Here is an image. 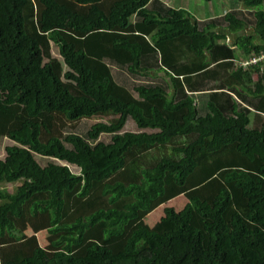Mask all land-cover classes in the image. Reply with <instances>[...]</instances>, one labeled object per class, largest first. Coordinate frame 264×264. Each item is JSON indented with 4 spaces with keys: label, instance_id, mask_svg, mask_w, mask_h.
Listing matches in <instances>:
<instances>
[{
    "label": "trees",
    "instance_id": "obj_1",
    "mask_svg": "<svg viewBox=\"0 0 264 264\" xmlns=\"http://www.w3.org/2000/svg\"><path fill=\"white\" fill-rule=\"evenodd\" d=\"M230 5L199 20L163 0H0V237L22 241L15 220L39 215L63 234L5 264H264V66L239 64L264 53V0ZM115 65L165 84L135 96ZM166 174L189 189L183 211H163L174 229L72 253L102 221L119 238L150 215Z\"/></svg>",
    "mask_w": 264,
    "mask_h": 264
},
{
    "label": "rangeland",
    "instance_id": "obj_2",
    "mask_svg": "<svg viewBox=\"0 0 264 264\" xmlns=\"http://www.w3.org/2000/svg\"><path fill=\"white\" fill-rule=\"evenodd\" d=\"M166 4L170 7H179L182 6L186 11L193 14L197 19L203 20L209 15H214L221 11H224V8L228 7V0H214L211 2H207L206 0H164ZM174 2V3H172ZM223 29V28H220ZM52 55L55 57L59 56V49L55 44H52ZM110 65L112 63L107 61ZM113 73L123 86L127 87L131 91H133L134 95L137 96V93L134 92V87L138 86V84H146V86H151V84H165L160 76H152L147 74L146 76H136L130 74L127 69L119 68L112 66ZM166 91H169L166 89ZM252 116H255L253 113ZM102 121L101 118L93 119L86 121L81 127L78 134L85 135L87 129L92 127V125ZM135 129V124L130 123L126 130ZM72 132L71 130H69ZM7 146V142L4 145L0 146V157H5V147ZM167 154L166 152H161L160 150H155L150 153L149 161H152L155 158H159L161 154ZM37 160L43 165H47L49 162L57 163L55 159H45L42 157H37ZM74 171H79L78 168H73ZM7 191L10 193L15 189L12 186L5 187ZM188 187L185 186L183 188L178 187L175 184L174 176L166 174L164 178V196L154 201L151 204V212L150 215H147V212H140L136 221L129 223L126 229V234L122 237H109L106 235L107 229L110 228L109 222L102 221L92 230L88 231L84 237V243L81 246L72 247V253L74 255H83L86 253V249L93 243H98L103 246L112 248L115 252L119 250H123L127 239L130 237V234L133 230L137 228L138 225H141L147 228L150 231H154L156 233L169 232L171 229L175 228V225L163 221V211L164 209H174L176 212H181L184 210L187 205V199L185 194L188 192ZM37 196L35 198H39ZM49 197V194L46 195V199ZM34 198V199H35ZM37 219H29L28 216H23L22 218H18L15 220L16 232H21V235L24 236V239L20 242H16V239L13 237L5 236L4 238L0 237V262L1 264H5L8 260H21L24 257L33 253L34 248L38 246H43L47 248L49 251L55 250V243L61 238L63 234H51L48 232V226H45L46 223L50 222V215H39L36 217ZM143 243H139L137 245V249H140L143 246Z\"/></svg>",
    "mask_w": 264,
    "mask_h": 264
},
{
    "label": "crops",
    "instance_id": "obj_3",
    "mask_svg": "<svg viewBox=\"0 0 264 264\" xmlns=\"http://www.w3.org/2000/svg\"><path fill=\"white\" fill-rule=\"evenodd\" d=\"M172 1V0H171ZM163 2H165L164 0H163ZM172 3H174V2H172ZM230 7H231V5H230V0H228V7L226 6L225 8H224V11H221V12H219V13H216V14H214V15H209V16H207L205 19H203V20H206L207 18H213V17H218V16H221V15H223V14H225L227 11H229V9H230ZM176 8H182V6H179V7H176ZM216 33H218V34H225V35H227V37H228V41L229 42H233L236 38H237V34H235V33H230L229 32V29H226V28H223V29H216ZM241 33H243V34H250V35H253V36H255V29H252V28H249V29H245L243 32H241ZM262 42L259 38H257L256 39V42ZM239 56H241L242 57V55H240V53H239ZM244 58V57H243ZM210 60V59H209ZM239 60H241V58L239 59ZM146 65H150V66H152V64L150 63V62H147L146 63ZM262 65L264 66V63H262ZM152 76H156V75H152ZM160 76V75H159ZM162 78V77H161ZM162 80L164 81V79L162 78ZM165 82V81H164Z\"/></svg>",
    "mask_w": 264,
    "mask_h": 264
},
{
    "label": "built area",
    "instance_id": "obj_4",
    "mask_svg": "<svg viewBox=\"0 0 264 264\" xmlns=\"http://www.w3.org/2000/svg\"><path fill=\"white\" fill-rule=\"evenodd\" d=\"M264 62V53L257 57H248L239 62L240 66L244 69H248L252 65L261 64Z\"/></svg>",
    "mask_w": 264,
    "mask_h": 264
},
{
    "label": "water",
    "instance_id": "obj_5",
    "mask_svg": "<svg viewBox=\"0 0 264 264\" xmlns=\"http://www.w3.org/2000/svg\"><path fill=\"white\" fill-rule=\"evenodd\" d=\"M207 60L209 61V58Z\"/></svg>",
    "mask_w": 264,
    "mask_h": 264
}]
</instances>
